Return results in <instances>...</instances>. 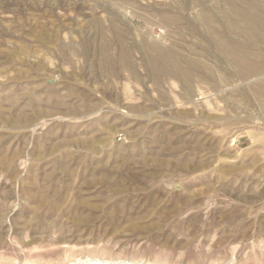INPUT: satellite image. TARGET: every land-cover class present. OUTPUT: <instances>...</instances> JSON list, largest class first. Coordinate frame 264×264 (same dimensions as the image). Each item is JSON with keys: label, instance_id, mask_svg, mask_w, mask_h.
Segmentation results:
<instances>
[{"label": "rangeland", "instance_id": "1", "mask_svg": "<svg viewBox=\"0 0 264 264\" xmlns=\"http://www.w3.org/2000/svg\"><path fill=\"white\" fill-rule=\"evenodd\" d=\"M0 264H264V0H0Z\"/></svg>", "mask_w": 264, "mask_h": 264}]
</instances>
